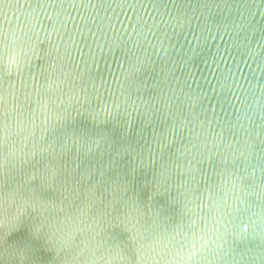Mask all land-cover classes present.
<instances>
[{
    "label": "water",
    "instance_id": "1",
    "mask_svg": "<svg viewBox=\"0 0 264 264\" xmlns=\"http://www.w3.org/2000/svg\"><path fill=\"white\" fill-rule=\"evenodd\" d=\"M31 29L39 32L43 47L52 49L47 59L57 61L56 75L65 81V93L70 82L80 88L79 76L85 73L83 83L89 91L98 90L111 109V115L101 113L96 122L87 113L77 116L89 128L107 129L109 139L99 145L69 141L66 152L57 146L52 154L57 164L80 178L82 190L103 191L118 170H135L150 184L162 163L183 166L194 151L190 142L207 139L209 147L219 145L217 159H235L244 173L255 172V186L249 191L259 192L264 0H0V33L7 31L12 39L11 33L31 35ZM28 56L27 49L13 46L5 57L0 48V69L6 61L13 62L11 84L3 82L0 113L6 105L11 123L8 148L31 158L37 147H46L44 140L51 142L45 129L55 117L35 93L28 110L29 101L20 89L23 79L31 89L30 72L24 68L21 76L15 71V60L23 64ZM132 68L137 71L128 75ZM3 155L0 132V163ZM178 172L173 168V176ZM220 197L247 208L242 216L228 217V228L239 231L248 224L250 236L255 232L249 256L258 262L264 218L259 197L233 192L227 182L216 199ZM204 205L206 213L214 208L207 194ZM208 238L214 239L211 233Z\"/></svg>",
    "mask_w": 264,
    "mask_h": 264
},
{
    "label": "snow or ice",
    "instance_id": "2",
    "mask_svg": "<svg viewBox=\"0 0 264 264\" xmlns=\"http://www.w3.org/2000/svg\"><path fill=\"white\" fill-rule=\"evenodd\" d=\"M30 31L31 35L24 32L22 36L13 32L12 39L3 31L0 48L5 57L13 46L31 53L23 64L15 60V71L23 76L27 68L32 80L30 89L29 81L23 79L20 91L29 101V111L32 93L40 96L55 123L45 129L51 141L44 140L46 147H37L31 158L26 153L18 156L8 148L11 123L6 105L0 113L4 148L0 163V264H264V218L257 262L249 256L255 232L250 236L248 224L239 231L228 228V217L242 216L247 208L231 205L223 197L216 199L227 182L233 192L259 197L264 210V141L259 192L249 191L255 186V172L244 173L235 159H217L219 145L213 142L209 147L207 139L190 142L194 151H189L190 158H185L183 166L162 163L150 184L135 170H118L103 191H84L80 178L57 164L52 154L57 146L62 154L66 152L69 141L83 139L99 145L109 139L107 129L89 128L86 122L77 121V116L87 113V118L96 122L101 113L111 115L110 106L98 90L89 91L83 83L85 73L79 76L82 86L70 82L65 93V81L56 75L57 61L47 59L52 49L43 47L39 32ZM12 65L8 60L0 69V103L5 96L3 82L12 81ZM135 71L132 68L128 75ZM37 156L39 159H33ZM173 168L179 169L175 176ZM206 194L214 205L208 213L204 212ZM235 199L244 202L240 196ZM247 205L252 206L251 202ZM209 233L214 239L208 238Z\"/></svg>",
    "mask_w": 264,
    "mask_h": 264
}]
</instances>
